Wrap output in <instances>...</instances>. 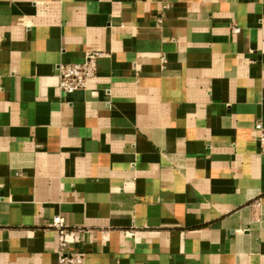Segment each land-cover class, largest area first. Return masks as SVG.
Masks as SVG:
<instances>
[{
  "label": "crops",
  "instance_id": "crops-1",
  "mask_svg": "<svg viewBox=\"0 0 264 264\" xmlns=\"http://www.w3.org/2000/svg\"><path fill=\"white\" fill-rule=\"evenodd\" d=\"M258 122L264 0H0V264H264Z\"/></svg>",
  "mask_w": 264,
  "mask_h": 264
},
{
  "label": "built area",
  "instance_id": "built-area-1",
  "mask_svg": "<svg viewBox=\"0 0 264 264\" xmlns=\"http://www.w3.org/2000/svg\"><path fill=\"white\" fill-rule=\"evenodd\" d=\"M98 53H89L82 62H67L58 65V85L66 93L84 90L89 80L97 72ZM258 130V144L261 154H264V125L256 124ZM58 232V264H87L85 251L71 249L72 242L76 239L77 232L70 230L64 219L60 216L53 218L51 224Z\"/></svg>",
  "mask_w": 264,
  "mask_h": 264
}]
</instances>
